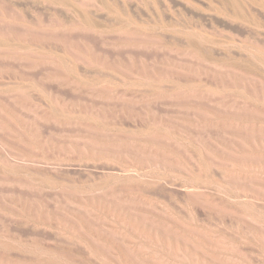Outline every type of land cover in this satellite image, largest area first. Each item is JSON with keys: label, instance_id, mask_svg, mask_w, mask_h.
I'll return each instance as SVG.
<instances>
[{"label": "rangeland", "instance_id": "rangeland-1", "mask_svg": "<svg viewBox=\"0 0 264 264\" xmlns=\"http://www.w3.org/2000/svg\"><path fill=\"white\" fill-rule=\"evenodd\" d=\"M0 264H264V0H0Z\"/></svg>", "mask_w": 264, "mask_h": 264}]
</instances>
